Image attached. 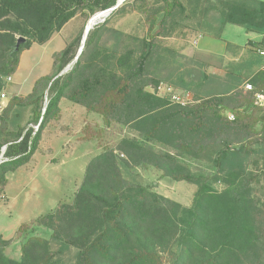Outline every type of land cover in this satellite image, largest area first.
<instances>
[{
	"label": "trees",
	"instance_id": "obj_1",
	"mask_svg": "<svg viewBox=\"0 0 264 264\" xmlns=\"http://www.w3.org/2000/svg\"><path fill=\"white\" fill-rule=\"evenodd\" d=\"M134 1L148 25L144 35L114 32L101 42L106 23L90 31L66 74L80 39L55 57L53 74L0 114V196L8 176L33 159L63 99L122 134L115 145L98 143L103 149L89 161L72 202L19 228L20 260L6 255L13 240L0 234V264H264V193H257L264 188V108L256 104V94H264V58L257 53L222 78L186 67L179 52L163 45L190 24L217 39L231 24L262 35L256 46L264 47V0ZM117 4L0 0V95L23 51L48 43L78 15L90 18ZM20 37L26 41L15 51ZM244 72L252 91L240 88ZM164 83L193 92L195 100L182 105L161 96ZM26 110L37 129L21 125ZM149 170L195 185L192 204L140 183L137 174ZM37 228L51 230L50 238L37 236Z\"/></svg>",
	"mask_w": 264,
	"mask_h": 264
},
{
	"label": "rangeland",
	"instance_id": "obj_2",
	"mask_svg": "<svg viewBox=\"0 0 264 264\" xmlns=\"http://www.w3.org/2000/svg\"><path fill=\"white\" fill-rule=\"evenodd\" d=\"M118 2L119 9L124 7L122 12L117 13L119 9L116 8L104 19H98L100 21L97 20V24L91 30L93 32L106 23L104 32L97 35L101 42L108 41L109 35H114V32L136 36H142L147 32L148 25L144 15L134 10L137 6L136 1L118 0ZM103 13L99 12L90 18L78 15L48 43L34 44L29 50L23 51L15 77L7 79L5 89L0 95V114L13 97L28 96L38 79L53 74L55 57L72 42L80 39L74 46V50L78 53L89 22ZM189 26L191 27L179 28L172 37L164 38L163 45L179 52L186 67L204 70L222 78L227 76L231 68L238 67L249 58H256V45L263 38L262 35H251L243 27L231 24L225 27L221 39H217L211 33L200 30L198 32L194 29L197 25ZM88 36L89 34L83 43V48ZM74 63L75 61L68 65L61 75L66 74ZM249 76V73L244 72L241 80L243 85L241 84L240 88L246 90L244 83ZM168 85L164 83L159 89L161 96L176 95L186 103L195 100L193 92L186 91L183 94L184 90L169 85L176 89L172 88L170 92ZM48 102L46 97L45 106ZM31 118L30 111L26 110L21 114L19 121L23 127H27ZM29 125L34 129L38 128L34 124ZM119 130V127L106 128L103 118L97 113H88L85 107L68 99L61 101L60 114L46 127L33 159L8 176L9 182L0 196V234L6 240H13L5 250L9 258L21 259L23 241L17 238L19 228L51 212L60 203L72 202L84 180L89 161L103 149L98 147V143L102 146L115 145L122 136ZM88 135L93 136L94 139L86 140L84 136ZM137 177L143 185L154 186L161 195L185 206L192 204L197 190L195 185L185 181L162 178L161 174L154 170L141 171ZM217 188L222 190L223 186ZM257 193H264V188L259 189ZM51 233L47 228L36 229V235L45 239H49ZM72 255L68 258H72Z\"/></svg>",
	"mask_w": 264,
	"mask_h": 264
},
{
	"label": "built area",
	"instance_id": "obj_3",
	"mask_svg": "<svg viewBox=\"0 0 264 264\" xmlns=\"http://www.w3.org/2000/svg\"><path fill=\"white\" fill-rule=\"evenodd\" d=\"M257 53L264 58V47L257 48ZM245 87H246L245 89L247 91H252L253 90V87L250 84H246ZM160 88H162V87H160ZM172 90L173 89L171 87H168V91L172 92ZM172 99L174 101H176V102H179L182 105H185L186 104V102L182 101L181 100V97H179V96L172 95ZM256 104L264 108V94H262V93H257L256 94ZM229 119L234 120V116L232 114H229Z\"/></svg>",
	"mask_w": 264,
	"mask_h": 264
},
{
	"label": "water",
	"instance_id": "obj_4",
	"mask_svg": "<svg viewBox=\"0 0 264 264\" xmlns=\"http://www.w3.org/2000/svg\"><path fill=\"white\" fill-rule=\"evenodd\" d=\"M118 6H119V2H118V4H117L116 7H118ZM114 10H115V8H114V9H111V10H108V11H105L103 14H100V15L95 16V17H101V16H102L103 19H104L105 16H108V15H109L111 12H113ZM89 32H90V28L86 27L85 32H84V35H83V38H82V41H81V46H80L79 51H78V54H77V56H76V58H75V60H74L75 62L79 59V57H80V55H81V53H82V51H83V43L85 42V40H86L87 35L89 34ZM25 41H26L25 38L20 37V38L18 39V41H17L16 46H15V51H18L19 48H20V46H21V44L24 43ZM44 112H45V109H44L43 113H44ZM3 151H5V149H4Z\"/></svg>",
	"mask_w": 264,
	"mask_h": 264
},
{
	"label": "bare ground",
	"instance_id": "obj_5",
	"mask_svg": "<svg viewBox=\"0 0 264 264\" xmlns=\"http://www.w3.org/2000/svg\"><path fill=\"white\" fill-rule=\"evenodd\" d=\"M105 17H107V16H105ZM101 18V19H100ZM98 19H100V20H102L103 19V17L101 16V17H94V18H92L91 19V21L89 22V24H88V28H90V31L94 28V26L97 24L96 22H97V20ZM100 20H98V21H100Z\"/></svg>",
	"mask_w": 264,
	"mask_h": 264
},
{
	"label": "crops",
	"instance_id": "obj_6",
	"mask_svg": "<svg viewBox=\"0 0 264 264\" xmlns=\"http://www.w3.org/2000/svg\"><path fill=\"white\" fill-rule=\"evenodd\" d=\"M251 35H253V34H251ZM255 35V34H254ZM16 75V74H15ZM15 75H14V77H15ZM100 153V152H99Z\"/></svg>",
	"mask_w": 264,
	"mask_h": 264
}]
</instances>
